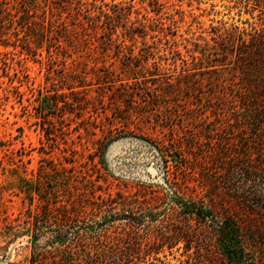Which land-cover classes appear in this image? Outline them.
Here are the masks:
<instances>
[{"label": "rangeland", "instance_id": "374dc122", "mask_svg": "<svg viewBox=\"0 0 264 264\" xmlns=\"http://www.w3.org/2000/svg\"><path fill=\"white\" fill-rule=\"evenodd\" d=\"M4 1L0 264L63 247H157L162 260L187 264L182 242L169 250L159 241L181 217L164 206L150 214L147 203L174 191L218 216L236 211L226 170L241 156L264 158L254 134L264 118L248 124L241 97L251 86L239 63L264 36V1L95 0L89 18L66 0ZM26 8L55 13L47 40L38 23L19 30Z\"/></svg>", "mask_w": 264, "mask_h": 264}, {"label": "trees", "instance_id": "16d2710c", "mask_svg": "<svg viewBox=\"0 0 264 264\" xmlns=\"http://www.w3.org/2000/svg\"><path fill=\"white\" fill-rule=\"evenodd\" d=\"M63 2L72 4L77 13H81L83 5L84 10L87 11L83 16L87 18L90 17V13L95 7V0H66ZM4 3V0H0V10ZM41 12L39 14L35 10L30 11L26 8L19 17L21 20H17H19V30L23 32L26 29L33 32L32 23H38L40 26L38 36L40 41H43L47 40L48 36L44 22L47 21V26L50 27L51 20L49 19L54 17L55 13L51 12L46 18L44 8ZM56 36L58 37L54 33L53 37L56 38ZM254 40H250L252 43L249 49L241 52L243 58L239 62L242 65L241 68L245 69V81L251 86L248 89V94L241 97L243 104L247 102L245 105L247 106L246 116L251 127L255 122H258L259 117L264 118V36L261 35V39ZM3 60L2 68L9 66L6 59ZM2 89L5 90V87ZM254 134H257V140H261L257 144L261 145L263 149L264 128L257 127ZM4 147V141L0 140V150L5 149ZM258 154L260 155V152ZM18 156L21 158V153H18ZM15 164L18 168L19 163ZM163 176L164 173L162 175L163 183L168 186ZM239 177L240 179L234 182V179ZM223 180L228 195L236 206V211L230 210V212L221 213L218 216L214 213L213 207L203 200L180 196L174 191L170 194L168 201L157 199L147 203L150 214L158 210L159 206H164L165 210H169L171 213L174 211L181 217V225H167L169 233L167 235L159 233V241L166 244L169 250L177 242H182L180 255L185 256L184 261L186 260L187 264H263L262 255L256 252L254 246L259 237L258 232L262 233L258 231V227L263 229L264 233V158H249L246 161L242 160L241 156L239 162H235L226 170V177H223ZM231 181L233 184L229 186ZM168 188L170 189V187ZM2 198L0 194V200ZM168 218L172 219L171 216ZM190 220L195 222V227L188 223ZM59 239L61 238L59 237ZM159 251L160 249L157 247L146 250L139 248L98 250L71 247L40 251L32 249L30 262L32 264H134L131 262L133 258L152 256L156 260V264H174L155 256Z\"/></svg>", "mask_w": 264, "mask_h": 264}, {"label": "water", "instance_id": "95a60500", "mask_svg": "<svg viewBox=\"0 0 264 264\" xmlns=\"http://www.w3.org/2000/svg\"><path fill=\"white\" fill-rule=\"evenodd\" d=\"M149 171L154 174L156 173V170L153 166H149Z\"/></svg>", "mask_w": 264, "mask_h": 264}]
</instances>
